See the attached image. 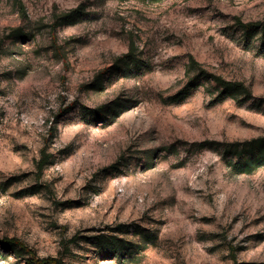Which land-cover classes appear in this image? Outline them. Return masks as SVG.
<instances>
[{"label": "rangeland", "instance_id": "rangeland-1", "mask_svg": "<svg viewBox=\"0 0 264 264\" xmlns=\"http://www.w3.org/2000/svg\"><path fill=\"white\" fill-rule=\"evenodd\" d=\"M262 22L264 0H0V264H264V168L223 154L264 136ZM192 57L252 96L175 100Z\"/></svg>", "mask_w": 264, "mask_h": 264}, {"label": "trees", "instance_id": "trees-1", "mask_svg": "<svg viewBox=\"0 0 264 264\" xmlns=\"http://www.w3.org/2000/svg\"><path fill=\"white\" fill-rule=\"evenodd\" d=\"M20 5L22 6V4ZM79 14L80 10L75 9L68 13L57 16L56 24L54 25V27L56 28L58 25L63 23L67 24L75 22L78 19ZM254 27L261 28L262 40L264 41V22L256 24L250 23L244 26L246 30H250ZM10 36L19 39L25 38L26 34H24L21 29L17 28L11 31ZM134 56V48H132L127 55L118 60L116 68L120 69L124 65H130ZM200 67L201 65L192 57L190 59L188 70L191 71L193 69L199 68L198 75L196 76V78L191 80L189 84L174 97L175 100L187 97L197 86V80L200 78H205L214 81L217 86L219 99L225 97H232L234 99L239 100L240 96H245V98H243V101H247L252 96L251 91L248 90V88H246L244 84L227 81L220 76H211L210 78L207 71L203 70ZM223 154L224 156H231L237 158V161H233V165L231 166L235 173L240 175L254 174L258 170L264 168V136L250 141L224 144ZM46 163L47 162L44 163L42 160L39 163L40 167H43ZM3 244L7 249H13L17 247V245L13 243V241H3ZM33 263L35 262H32V264ZM53 264H63L62 259H55L53 261Z\"/></svg>", "mask_w": 264, "mask_h": 264}]
</instances>
